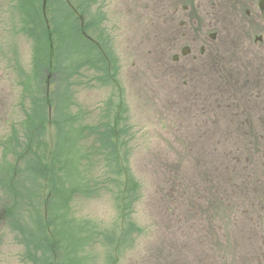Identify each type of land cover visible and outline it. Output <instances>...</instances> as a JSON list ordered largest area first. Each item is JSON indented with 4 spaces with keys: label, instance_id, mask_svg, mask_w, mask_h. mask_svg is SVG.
<instances>
[{
    "label": "rangeland",
    "instance_id": "rangeland-1",
    "mask_svg": "<svg viewBox=\"0 0 264 264\" xmlns=\"http://www.w3.org/2000/svg\"><path fill=\"white\" fill-rule=\"evenodd\" d=\"M15 1L0 0V166L6 160L10 161L11 157L5 154L4 140L12 134V126L21 132V125L26 116L25 110L30 100L36 96L35 87H31L32 89L25 93V97L23 94L26 87L24 82L28 76L35 79L34 44L21 31L23 17L15 7L17 4ZM198 1L203 3L199 5L198 15L203 21L200 26L209 25L219 29V16L227 22L231 21L230 15L223 13L230 8L233 20L239 18L238 3L208 5L205 0ZM83 2L92 16L99 19L97 26L104 30V40L106 39L114 50L117 57L114 61L117 81L113 84L99 82L88 84V79L84 78L85 84L75 90L72 110L78 112L82 109L85 122L93 124L99 123L100 114L106 111L109 101L113 106L107 111L115 109L120 111L121 117L124 118L123 122L131 126L125 133L123 142L117 144L118 147L125 149L121 163L128 166L133 177L142 185L140 199L130 213V223L136 224L142 230L136 232L131 229V233L127 234L126 226L123 225V232L121 231L120 235L121 238L124 237L122 240L118 239L119 244L115 243L114 248L113 243L107 240L115 234L117 237L119 232L118 229L115 230V226L118 224L120 209L114 200L115 183L119 176L115 181L113 176L109 178L106 174V190L99 191L97 196L81 197L74 202L73 211L78 218L89 219L99 226V237L90 241V245L86 247L94 256L95 264H264L261 257L264 256L263 250L247 243L240 219L237 228L233 226L237 233L228 236L227 231H233L227 227L228 218L223 222L226 227L224 229L222 222L213 221L212 213L207 211L208 192H204L206 180L199 171L205 168L204 165H209L210 161L197 168L198 172L196 170L197 164L211 158L199 157L196 154L198 150H211L214 153L212 159L219 162L218 159L225 160L226 153L232 150L223 146H236L237 140L230 136H227L228 139H218L212 138V134L204 136L198 132L190 133L187 128L199 126L198 115L201 118V115L212 111L214 115L209 125L215 128L219 125L218 118L222 119V113L227 114L231 109V116L242 114V109L235 106L237 101H240L239 105H242V101L245 102L244 105H255L254 100L257 97L254 95L258 93L248 91L245 96L244 92L242 100L240 96L230 94L231 89L242 93V90H237L235 85L230 84L239 82L237 75H225L223 78H218L217 75L214 78L215 83L220 85L226 83L228 90L221 89L219 90L221 93L216 92L217 94L201 90L199 96L202 100H194V104H198L197 108L195 106L189 110L192 101L185 102L183 99V104L178 102L177 112L175 106L173 110L168 111L169 114H164L167 91L160 86L162 80L159 69H155L156 65L152 66L150 62H158V58L155 57L158 55L156 46L162 29L181 28L184 17L179 16L173 24L170 23V27L168 22L162 21L165 3L171 0H83ZM87 15L81 18H85V21L90 20L91 16L89 18ZM250 18L251 20H246L245 25L243 24L245 27L243 34L247 36L254 33V38L258 35L264 36V20L257 23L253 15ZM94 19H91V23H94ZM85 21L83 24L87 23L90 31H96L94 26L91 28L88 23L90 21ZM93 32H89L88 39L94 38ZM244 35L242 37L245 39ZM156 39L157 42L152 44L153 48L150 49L151 41ZM232 39L234 40L230 41ZM230 40L223 38L216 42L218 43L216 59L219 65L213 69L221 71L226 65H230L229 68H235L237 65L241 70L246 68L249 73L257 71L259 75L264 74V42H252L249 45L248 40L245 42L242 40L241 47L240 38L231 37ZM263 76H260L263 80L262 89ZM38 84L35 82L34 86L38 87ZM262 95L264 96V91ZM60 101L64 102V99L60 98ZM67 101L70 100L66 98V104ZM172 105H175V101ZM215 105H218L219 110L214 108ZM205 109L209 111L203 114ZM260 114L259 109L252 112L254 118H249L253 119L249 125L252 124L256 129L250 128L251 131L262 130L260 126L262 124L258 120ZM245 117L247 115L243 112V118ZM210 127L207 126V131H210L208 130ZM242 131L245 132L244 129ZM49 135L51 139L54 132L51 130ZM247 143L244 138L242 145L246 146ZM212 147L223 148L216 150ZM93 158V161L98 159L97 156ZM261 173L264 175L263 171ZM26 188L33 190L27 185ZM246 214L247 210L242 207V222L246 219ZM258 222L250 220L246 224L258 226ZM262 230L264 231V227ZM0 235V264H28L22 260V247L14 240V234L0 226ZM227 237H242V244L237 245L234 238ZM252 255L254 257L250 259Z\"/></svg>",
    "mask_w": 264,
    "mask_h": 264
},
{
    "label": "trees",
    "instance_id": "trees-1",
    "mask_svg": "<svg viewBox=\"0 0 264 264\" xmlns=\"http://www.w3.org/2000/svg\"><path fill=\"white\" fill-rule=\"evenodd\" d=\"M15 2L23 17L21 31L34 44L35 79L28 76L23 94L25 97L35 87L36 96L25 110L21 132L12 126V134L3 143L5 154L11 157L0 166V226L14 234V240L22 247L25 263L95 264L94 256L86 247L99 237V226L89 219L78 218L73 210L76 199L91 198L106 190V174L115 181L119 176L114 200L120 209L115 226L118 236L112 235L107 241L113 243V248L115 243L119 244L124 237L120 235L123 225L127 234L131 229L142 230L130 223V213L140 199L142 185L128 166L121 163L125 149L117 146L131 126L123 122L118 109L107 111L113 106L110 101L97 124L85 122L82 109L72 110L75 90L85 84L84 78L88 84L117 81L114 64L117 57L104 40V30L97 26L99 19L86 9L83 0H46V4L44 0ZM86 14L91 16L90 22L81 18ZM84 21L96 31H90ZM89 32L94 33V40L87 38ZM244 80L242 94L245 92L246 96L248 91L258 94L255 105L236 102L235 106L242 109V117L240 114L219 117L220 127L216 130L209 125L213 111L208 113L209 109H205L203 114H208L201 115L203 120L198 115L200 135L212 134V138L218 139L230 136L237 142L236 146H223L232 150L225 152L226 159H218L219 162L212 159L211 150H198L199 157L211 158L197 164L196 170L210 161L199 172L206 180L207 211L212 213L213 221L222 222L226 229L223 222L228 218L227 227L233 231L227 233L231 236L237 233L235 228L240 219L247 243L264 252V175L261 173L264 172V89L261 88L263 81L259 82L258 78L252 82ZM35 82L39 83L38 87L34 86ZM66 98L70 100L67 104ZM214 108L218 109V105ZM257 109L261 110L258 120L262 130L251 131L250 128H256L249 125L253 122L249 118H254L252 112ZM243 112L247 117L243 118ZM223 124L227 127L221 129ZM51 130L54 136L50 139ZM244 138L248 142L246 146L242 145ZM95 156L98 159L93 161ZM242 207L247 210L244 222ZM250 220L259 221L258 226L246 224ZM227 238L242 244V237Z\"/></svg>",
    "mask_w": 264,
    "mask_h": 264
},
{
    "label": "flooded vegetation",
    "instance_id": "flooded-vegetation-1",
    "mask_svg": "<svg viewBox=\"0 0 264 264\" xmlns=\"http://www.w3.org/2000/svg\"><path fill=\"white\" fill-rule=\"evenodd\" d=\"M238 3L239 9L237 11V20H233L232 17V8L223 12L230 15L231 21H225L221 16H219V29L207 25L206 27L200 26L203 22L199 17L200 8L199 5L203 4L198 0H171V2L165 3L164 10L161 15L162 21L165 23L168 22L173 24L174 20H177L179 16L184 17V20L181 21V28L176 29H162L159 35V43L156 48L158 50V55H155L158 58V62H150L152 66H155V69H159L160 80H162V85H160L165 93V108L163 109L164 114H169V110H173L176 106L175 112L178 111V102L183 104V99L186 101L191 100L190 109L197 108L198 104H194V100H199V92L201 90L211 91V94L219 92V89L224 91L228 90L225 84L220 85L215 83V77L218 75V78H223V76H232L237 75V80L239 82H232L237 87V90H242V81L245 78L254 81L258 72L247 73L248 70L244 68L240 69L237 65L235 68H229L230 65H226L221 71H215L213 67L219 65V61L216 59L217 44L219 40L225 38L230 40L231 37L240 38V44L242 47V40H248L249 45L252 42L263 43L264 36L258 35L254 38L253 34H248L245 36L243 34V29H245V21L251 20V16L256 20L257 23H260L261 20H264V0H205V3L208 5L211 4H228V3ZM173 3V4H172ZM197 6H195V4ZM172 4V6H170ZM212 14V13H211ZM213 15V14H212ZM212 18H214L212 16ZM211 18V19H212ZM233 20V21H232ZM197 23V25H195ZM236 24V28H235ZM244 24V25H243ZM229 27H234L231 30ZM244 35L245 39L242 37ZM234 39L230 40L233 41ZM151 41V40H150ZM151 41L150 49L152 44L156 43ZM161 55V56H160ZM149 63V64H150ZM150 64V65H151ZM217 78V80H219ZM260 81H263L262 78H259ZM264 79V78H263ZM161 83V81H159ZM222 91V92H224ZM202 93V92H201ZM217 94V93H216ZM230 94L240 96L242 99V93L240 91L235 92L234 89L230 90ZM229 94V95H230ZM257 97V95H254ZM196 98V99H194ZM202 100V99H201ZM175 101V105L172 103ZM239 104L240 101H237ZM173 108V109H172ZM197 109V113H198ZM193 114V113H192ZM232 111L227 114L222 113L223 116H231ZM242 117V114H240ZM219 125H216L214 129H218ZM227 127L225 124L221 125V129ZM190 133H195L199 131V126L193 125L192 127H187Z\"/></svg>",
    "mask_w": 264,
    "mask_h": 264
}]
</instances>
